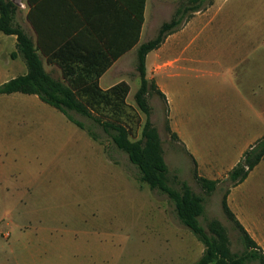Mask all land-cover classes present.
I'll return each instance as SVG.
<instances>
[{
	"label": "rangeland",
	"instance_id": "rangeland-1",
	"mask_svg": "<svg viewBox=\"0 0 264 264\" xmlns=\"http://www.w3.org/2000/svg\"><path fill=\"white\" fill-rule=\"evenodd\" d=\"M188 1L159 0V14L154 27H145L143 42L154 39L161 25ZM196 13L185 19L192 21V27L185 32L181 27L176 39L195 40L196 46H202L197 51L205 63L214 66L202 68L205 75L194 82L190 94L201 110L218 102L214 100L223 94L222 87L230 88V82L218 75L226 72L214 58L223 51L221 44L245 38L247 32L250 36L252 29L253 38L264 41V0H204ZM17 21L36 38L25 15L19 14ZM235 27H244L245 32L240 34ZM137 48L109 71L115 84L124 81L130 86L123 119L133 129V140L140 139L147 120L135 101L141 85ZM165 48L166 41L163 51L148 55L149 78L152 61L165 56ZM14 49L12 44H0V85L12 74L8 66ZM47 68L53 77L62 78L57 68ZM152 69L155 72L157 66ZM147 100L170 177L203 198L201 224L220 222L228 231L231 250L240 253L244 248L240 233L222 206L229 185L219 179L216 191L203 189L193 160L169 130L166 101L153 91ZM71 115L98 140L35 95H0V264H195L204 245L180 223L174 203L138 180V169L100 126L74 112ZM248 194L246 204L239 198L237 204L252 219V227L257 228L252 236L262 248L264 200L259 196L264 194V165Z\"/></svg>",
	"mask_w": 264,
	"mask_h": 264
},
{
	"label": "crops",
	"instance_id": "crops-1",
	"mask_svg": "<svg viewBox=\"0 0 264 264\" xmlns=\"http://www.w3.org/2000/svg\"><path fill=\"white\" fill-rule=\"evenodd\" d=\"M11 1L19 7L18 15L27 17L33 8L38 27H43L51 38L65 37L68 32H73L72 38H76L81 45L104 50L109 55L120 54L100 78V86L104 90L116 85L109 71L121 58L144 44L145 27H154L153 22L159 14V0H145V21L139 40L127 51L128 43L133 40L131 34L137 27L133 10L141 5L142 0H33V7L29 0ZM154 3L157 7L154 9V18L150 20ZM186 21L181 26L184 27L183 32L187 27H192V21ZM29 25L33 27L30 22ZM235 28L240 34L245 32L244 27ZM177 31L166 38V55H158L157 61H152L151 75L149 78L147 74V78L155 81L165 95L170 130L184 146L194 165L196 163L198 175L213 181L226 180L245 152L264 136V41L254 39L252 29L250 36L247 32L245 38L221 44L225 47L214 58L219 60L220 69H223L221 71L226 72L218 75L230 82V88L222 87L223 94L214 100L218 102L200 110L191 101L190 94L194 92V82L205 75L202 68L214 66L212 62L205 63L202 53L197 51L202 46H196L195 40L176 39ZM1 43L12 44L15 48L12 54L17 51L16 36L5 35L0 38ZM164 45L165 42L149 54L163 51ZM121 51H124L123 54ZM45 61L48 73L47 65L57 68L62 77V71L56 64H49L46 58ZM154 64L157 66L155 72L152 69ZM8 67L9 74H12L2 83L28 72L21 57L13 58ZM263 165L264 159L244 183L231 189L228 196L230 209L252 238L257 228L252 227V219L246 210L240 208L237 200L241 199L244 204L248 202L250 195H247V189ZM259 197L264 200V194Z\"/></svg>",
	"mask_w": 264,
	"mask_h": 264
},
{
	"label": "trees",
	"instance_id": "trees-1",
	"mask_svg": "<svg viewBox=\"0 0 264 264\" xmlns=\"http://www.w3.org/2000/svg\"><path fill=\"white\" fill-rule=\"evenodd\" d=\"M29 3L33 7V0H29ZM145 3L146 1L142 0L141 5L133 10L137 27H134L135 32L131 34L133 40L128 43L125 49L127 51L139 40L145 21ZM203 3L204 0H189L187 5L177 11L175 17L161 25L154 39L137 48L141 85L135 94V101L147 116L138 140L131 138L133 129L123 119L130 93L129 84L123 81L107 90L100 86V78L120 54L109 55L104 50L81 45L76 38H72L73 32H68L65 37L51 38L44 32L43 27H38L37 16L32 8L27 19L36 33L35 39L18 23L19 7L11 0H0V33L16 36L17 51L12 57H21L28 72L1 84L0 95L14 93L35 95L43 103L64 114L70 122L86 130L94 140H98L95 133L83 122L76 120L71 113L88 118L100 126L113 144L125 153L130 163L138 169V180L147 184L151 190L167 195L175 205L180 223L204 245V252L195 264H264V251L239 222L228 204L231 189L244 183L264 159V136L245 152L242 160L223 181L229 185L222 201L223 210L239 231L240 241L244 247L240 253H233L224 225L217 221L210 222L207 227L201 224L200 217L205 211L203 198L195 194L187 184L180 183L176 177L174 179L170 177L159 132L150 120L151 111L147 96L153 91L164 100L166 98L155 81L147 78V56L160 48L170 34L179 30L190 13L200 11ZM122 52L124 51H121V54ZM43 57L49 64H56L61 69V79L53 77L46 71ZM172 135L177 139L175 134ZM195 175L207 192L219 188L218 181L198 175L196 163ZM175 184L180 185L181 189L174 187Z\"/></svg>",
	"mask_w": 264,
	"mask_h": 264
}]
</instances>
